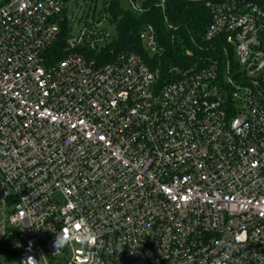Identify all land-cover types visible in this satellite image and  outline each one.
I'll return each mask as SVG.
<instances>
[{
	"label": "built area",
	"instance_id": "obj_1",
	"mask_svg": "<svg viewBox=\"0 0 264 264\" xmlns=\"http://www.w3.org/2000/svg\"><path fill=\"white\" fill-rule=\"evenodd\" d=\"M147 1L173 32L167 2L209 14L168 81L133 52L85 58L103 15L48 61L73 0L0 7V240L15 231L18 264H264V0ZM139 39L164 53L152 25Z\"/></svg>",
	"mask_w": 264,
	"mask_h": 264
},
{
	"label": "trees",
	"instance_id": "obj_2",
	"mask_svg": "<svg viewBox=\"0 0 264 264\" xmlns=\"http://www.w3.org/2000/svg\"><path fill=\"white\" fill-rule=\"evenodd\" d=\"M8 1L0 0V7ZM78 1L73 0V3L76 5ZM146 2L147 11L143 14H135L130 9H123L121 0H104L101 11L98 14L92 13V17L98 20L103 15L106 20L103 25L104 30L108 32V28L113 27L115 35L109 44H103L95 51L85 50L83 54L85 58L95 60L98 65H104L111 63L120 52H133L139 55L151 69L160 70L161 81H168L171 78L168 72L170 68H185L195 63L200 52L191 47L189 36H192L197 43H201L203 31L209 23L208 12L195 5L167 2L164 14L168 24L177 28V31L173 32L167 29L162 12L147 0ZM61 16L63 22L57 40L45 54L52 63L69 54L64 45L65 38L71 32V24L67 20L68 11L64 9ZM146 25L153 26L159 44L164 48V53L160 57L147 53L139 39V34ZM187 49L193 53L190 57L185 55ZM8 230L0 240V257L6 256L18 263L19 250L15 247V231L10 228Z\"/></svg>",
	"mask_w": 264,
	"mask_h": 264
},
{
	"label": "rangeland",
	"instance_id": "obj_3",
	"mask_svg": "<svg viewBox=\"0 0 264 264\" xmlns=\"http://www.w3.org/2000/svg\"><path fill=\"white\" fill-rule=\"evenodd\" d=\"M103 1L104 0H79L76 5L71 2L69 6L68 19L71 23L72 29L77 28L84 22L90 21L92 13L98 14L101 11ZM121 6L123 7V9L129 10L128 4L124 0H121ZM108 30L109 38L103 44H109L113 36L115 35V30L113 27H109ZM57 201L61 203L62 199L57 196ZM1 220H3V217L0 211V221ZM0 262L1 264H18L17 262L6 256L0 257Z\"/></svg>",
	"mask_w": 264,
	"mask_h": 264
},
{
	"label": "clouds",
	"instance_id": "obj_4",
	"mask_svg": "<svg viewBox=\"0 0 264 264\" xmlns=\"http://www.w3.org/2000/svg\"><path fill=\"white\" fill-rule=\"evenodd\" d=\"M71 237H67L65 238L63 235L59 236L56 238L55 240V247L56 248H60V247H64V246H67L69 243H71ZM85 237H81V243H85Z\"/></svg>",
	"mask_w": 264,
	"mask_h": 264
}]
</instances>
